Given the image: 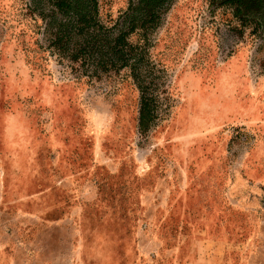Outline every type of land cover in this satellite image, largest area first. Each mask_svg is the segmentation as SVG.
I'll return each mask as SVG.
<instances>
[{
	"label": "rangeland",
	"instance_id": "374dc122",
	"mask_svg": "<svg viewBox=\"0 0 264 264\" xmlns=\"http://www.w3.org/2000/svg\"><path fill=\"white\" fill-rule=\"evenodd\" d=\"M136 2L97 0L99 20ZM29 4L0 0V264H264V9H161L169 105L140 135L129 70L79 74Z\"/></svg>",
	"mask_w": 264,
	"mask_h": 264
},
{
	"label": "trees",
	"instance_id": "16d2710c",
	"mask_svg": "<svg viewBox=\"0 0 264 264\" xmlns=\"http://www.w3.org/2000/svg\"><path fill=\"white\" fill-rule=\"evenodd\" d=\"M171 0H137L125 19L107 27L98 17L97 0H30L29 7L42 17V36L57 57L78 64L83 76L97 75L108 70L128 69L138 93V133L147 135L169 100L163 87L164 70L148 53V27L158 18L161 9ZM228 4L247 6L257 12L263 9L262 0H225ZM259 15V14H258ZM257 26L264 16L254 19ZM142 30V44L134 45L128 36L137 27Z\"/></svg>",
	"mask_w": 264,
	"mask_h": 264
},
{
	"label": "flooded vegetation",
	"instance_id": "af4514ba",
	"mask_svg": "<svg viewBox=\"0 0 264 264\" xmlns=\"http://www.w3.org/2000/svg\"><path fill=\"white\" fill-rule=\"evenodd\" d=\"M223 1H225V0H223ZM248 4L247 3H243L242 5L240 4L239 9H242L243 7H246ZM228 5L232 6L233 9L237 8V4H234V5L233 4H228ZM262 7L264 9V0H262ZM263 9L261 11H263Z\"/></svg>",
	"mask_w": 264,
	"mask_h": 264
}]
</instances>
